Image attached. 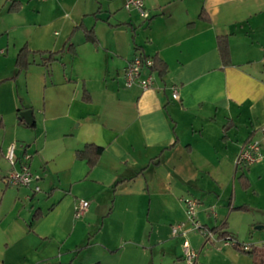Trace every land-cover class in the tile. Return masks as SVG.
Instances as JSON below:
<instances>
[{
  "label": "crops",
  "instance_id": "1",
  "mask_svg": "<svg viewBox=\"0 0 264 264\" xmlns=\"http://www.w3.org/2000/svg\"><path fill=\"white\" fill-rule=\"evenodd\" d=\"M120 1L118 11L100 0H36L24 11L22 0H0V264H187L184 239L195 264H257L218 232L192 229L181 197L199 199L200 223L247 241L228 227L249 208L229 177L249 187L237 154L247 139L264 150V0H144L141 21ZM23 46L29 64L17 68ZM138 52L166 63L146 89L125 85ZM28 108L32 125L19 117ZM86 143L101 146L91 165L76 155ZM26 155L35 179L8 184ZM80 199L89 204L75 217Z\"/></svg>",
  "mask_w": 264,
  "mask_h": 264
},
{
  "label": "built area",
  "instance_id": "2",
  "mask_svg": "<svg viewBox=\"0 0 264 264\" xmlns=\"http://www.w3.org/2000/svg\"><path fill=\"white\" fill-rule=\"evenodd\" d=\"M123 6L126 9H135L138 13L143 17H149V12L145 8L144 0H124ZM153 60L151 57L143 58L142 55L138 52L136 53L129 61L127 62L125 68V85L131 86L134 84H138L143 89L152 87L154 79H153V71L151 70V65ZM143 69H148L149 72L143 74ZM172 96L174 98H178V89L174 85L172 86ZM264 130V126L261 127ZM5 158L13 165L16 156H15V145L11 143L6 151ZM262 156L260 142L256 139H249L241 146L237 157L236 162L239 164L247 165L258 159ZM35 179L32 171L30 170L28 164V155L24 157V159L20 163L19 168H13L10 170L8 175L6 176V182L10 185H30L31 182ZM33 189L38 191L40 189L38 184L33 185ZM181 201L185 206V211L187 214V219L192 224V229L198 230L206 239H211L214 237L215 232L207 225L200 223L196 219V207L198 204V199L194 196L188 195L181 197ZM89 201L86 199H80L76 202L74 206V216L80 217L85 210L87 209ZM180 224H176L172 226V233H177L180 228ZM226 244H232V239L229 237L220 238ZM250 247V243L243 244L244 249H248ZM183 249H184V259L187 264H195L197 258V251L190 248L189 242L187 239L183 241Z\"/></svg>",
  "mask_w": 264,
  "mask_h": 264
},
{
  "label": "rangeland",
  "instance_id": "3",
  "mask_svg": "<svg viewBox=\"0 0 264 264\" xmlns=\"http://www.w3.org/2000/svg\"><path fill=\"white\" fill-rule=\"evenodd\" d=\"M22 8L24 11L32 10L37 6L36 0H22ZM67 1V0H64ZM102 8H110L111 10H123L120 0H100ZM97 5V4H96ZM6 6V3L5 5ZM60 10V9H59ZM143 17L141 15H136L135 20L141 21ZM21 83L23 81H20ZM22 86V85H21ZM24 89H22L23 92ZM11 126H7V133L11 132ZM20 143V142H18ZM23 143V142H21ZM262 151V156L253 161L249 165L248 175L250 178V184L247 188H242L236 179L229 177L230 189L232 188V181L234 182L236 189V202H246L248 205V210H241L239 212L231 213L229 217V229L234 232L240 239L247 240V243H256L258 245L264 244V150ZM227 177H224V180ZM206 191H210L213 195L216 188L208 180ZM191 195V194H189ZM194 196V195H191ZM196 197V196H194ZM197 198V197H196ZM198 199V198H197ZM199 201V199H198ZM197 210V207H196ZM209 212H215L216 209L213 205L208 206ZM196 219L197 215H196ZM199 221V220H198ZM202 223V222H201ZM198 231V230H195ZM251 231V234H250Z\"/></svg>",
  "mask_w": 264,
  "mask_h": 264
},
{
  "label": "trees",
  "instance_id": "4",
  "mask_svg": "<svg viewBox=\"0 0 264 264\" xmlns=\"http://www.w3.org/2000/svg\"><path fill=\"white\" fill-rule=\"evenodd\" d=\"M15 7H17V5H15ZM85 35L86 38L89 40L94 41L96 39L92 29H87L85 31ZM217 47L222 59L223 63H227L230 60V53H229V46H228V41H227V37L223 36V35H219L217 36ZM27 53L28 50L26 48V46H23L17 53V58H16V64H17V68H22V67H26L29 64V59L27 57ZM143 58H147V57H151L153 60V63L151 65V70L154 71H158L159 73H163L166 70V63L164 62V60L162 58H160L158 55H153V56H149L146 55L145 53L139 52ZM50 55H52L50 53ZM51 57V56H50ZM52 58V57H51ZM50 59H46L45 62H48ZM248 140V139H247ZM246 140V141H247ZM245 141V142H246ZM101 149V146L99 145H95L93 143H86L83 147L78 148L76 150V155L78 157H85L89 163V165L93 164L95 157L97 156V154L99 153ZM236 168H242V167H247V165H243V164H239V163H235ZM238 177L241 179V183L242 185L246 186L248 185V179L245 176L244 172H241L238 174ZM210 227V226H209ZM215 233L218 232V234L220 236L223 237H229L230 239H232V244L238 248H240L243 251H246L248 253H250L253 256V260L255 261V263L257 264H264V244H256V243H250V247L248 249H244L243 248V244L247 243L244 241H239L234 235L230 234L229 232H227L226 230L222 229L221 227H210Z\"/></svg>",
  "mask_w": 264,
  "mask_h": 264
},
{
  "label": "water",
  "instance_id": "5",
  "mask_svg": "<svg viewBox=\"0 0 264 264\" xmlns=\"http://www.w3.org/2000/svg\"><path fill=\"white\" fill-rule=\"evenodd\" d=\"M19 117L23 118L25 123H27L28 125H32V123L34 121L31 108L20 110L19 111Z\"/></svg>",
  "mask_w": 264,
  "mask_h": 264
}]
</instances>
